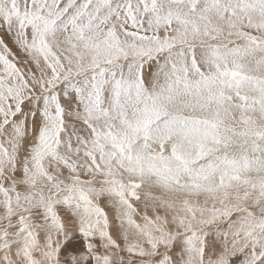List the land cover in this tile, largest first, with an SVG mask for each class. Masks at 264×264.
<instances>
[{
    "label": "snow or ice",
    "instance_id": "obj_1",
    "mask_svg": "<svg viewBox=\"0 0 264 264\" xmlns=\"http://www.w3.org/2000/svg\"><path fill=\"white\" fill-rule=\"evenodd\" d=\"M0 264H264V0H0Z\"/></svg>",
    "mask_w": 264,
    "mask_h": 264
}]
</instances>
